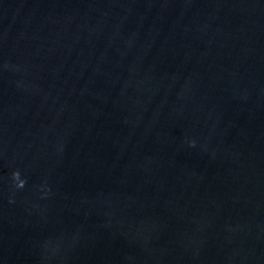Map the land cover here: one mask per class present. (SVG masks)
<instances>
[{
  "label": "water",
  "instance_id": "1",
  "mask_svg": "<svg viewBox=\"0 0 264 264\" xmlns=\"http://www.w3.org/2000/svg\"><path fill=\"white\" fill-rule=\"evenodd\" d=\"M0 264H264V0H0Z\"/></svg>",
  "mask_w": 264,
  "mask_h": 264
}]
</instances>
